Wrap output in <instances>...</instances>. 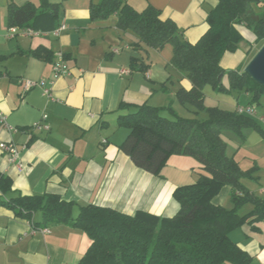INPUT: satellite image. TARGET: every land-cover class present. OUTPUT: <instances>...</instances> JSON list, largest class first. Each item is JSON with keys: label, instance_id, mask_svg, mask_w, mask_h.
I'll return each instance as SVG.
<instances>
[{"label": "crops", "instance_id": "obj_1", "mask_svg": "<svg viewBox=\"0 0 264 264\" xmlns=\"http://www.w3.org/2000/svg\"><path fill=\"white\" fill-rule=\"evenodd\" d=\"M11 1H32L43 4V8L58 3L55 16L42 15L37 21L39 27L49 31L26 35L22 27L15 26L16 31L8 38L7 4ZM98 1L0 0V112L12 127L0 128V172L10 177L17 192L58 194L76 203L74 212L78 205L94 203L128 214L147 210L170 216L179 207L173 190L194 183L203 172L201 164L192 156L173 154L158 175L137 167L119 147L128 131L117 123L119 114L133 111L135 106H118L120 101L154 106L170 102L177 114L184 110L193 116L175 97L177 88H189L190 81L170 64V45L160 50H134L136 37L118 29L115 13L92 19L90 3ZM124 1L137 11L148 4L159 9L163 18H170L182 30L184 39L194 42L205 31L207 12L218 0ZM253 8L257 15L263 14L264 0ZM60 23L66 25L65 29L52 34ZM236 29L243 40L234 52L221 56L224 69L243 70L256 46L249 28L238 24ZM58 51L63 53L68 71L53 79L51 96L38 86L24 91L23 78L43 79L49 84ZM132 55L148 64L145 72L131 68ZM236 92L240 100L221 99L215 105L230 110L252 106L254 112L247 115L264 129V95L259 103H251V93ZM204 102L214 106L205 98ZM43 113L47 114L49 128L32 129L33 124L42 121ZM249 129L243 128L240 136L226 128L222 137L228 156L238 164L245 161V167L239 164L242 169L255 168L257 179L245 178L243 183L254 193L264 195V138L253 129L260 137L251 143ZM10 142L19 151L14 159L1 149L2 143ZM229 193L230 186L223 185L212 201L229 207ZM243 207L242 213L251 209L250 204ZM33 218L40 220L41 213L35 212ZM256 225L258 229L249 225L235 228L229 236L252 256L249 264H264V221ZM90 242L80 228L64 223L33 228L29 220L0 206V264H77Z\"/></svg>", "mask_w": 264, "mask_h": 264}, {"label": "trees", "instance_id": "obj_2", "mask_svg": "<svg viewBox=\"0 0 264 264\" xmlns=\"http://www.w3.org/2000/svg\"><path fill=\"white\" fill-rule=\"evenodd\" d=\"M262 0H218L206 15L207 27L194 42L183 38L182 30L170 18L150 4L135 10L124 0H99L90 3L92 19L117 15L116 25L122 32L136 37L134 50L172 47L170 64L190 81V87H178L176 100L192 113L203 111L205 119L184 117L170 105L154 106L146 102L120 101L119 107L135 106L119 114L117 123L127 129L120 149L139 168L158 175L173 154L189 155L203 172L191 184L175 187L173 197L179 204L170 216H159L147 210L133 214L109 206L87 203L78 205L58 194L24 195L12 187L9 176L0 172V206L13 210L16 216L30 221L33 228L64 223L84 230L91 239L77 264H249L252 256L229 232L243 225L258 229L264 221V195L251 191L243 179L256 180L255 168L242 169L227 155L222 130L229 128L243 136V128H252L264 138L263 127L250 115L219 106H206L204 87L217 92L251 93L249 102L259 103L264 85L239 69L225 70L220 58L234 52L243 40L236 25L243 24L255 35V48L248 61L264 44V13L257 15L253 5ZM58 3L36 5L7 4L9 26L44 30L37 22L42 15L55 16ZM47 28V27H45ZM1 57V55H0ZM132 69L145 72L148 64L130 56ZM226 74L228 83L223 77ZM223 185L230 186V206L216 204L212 198ZM245 204L251 209L242 213ZM41 213L34 220L35 212Z\"/></svg>", "mask_w": 264, "mask_h": 264}, {"label": "built area", "instance_id": "obj_3", "mask_svg": "<svg viewBox=\"0 0 264 264\" xmlns=\"http://www.w3.org/2000/svg\"><path fill=\"white\" fill-rule=\"evenodd\" d=\"M66 25L64 23H60L55 29H53L52 34L58 35L60 31L64 30ZM22 32L26 35H33L38 33L39 31L34 30L29 27H23ZM16 31L15 26H10L9 33L7 35L8 38H11L13 36V33ZM52 71V80L49 82V84L43 80H34L29 78H23L21 79L22 88L24 91H28L31 88H34L36 86L40 87L43 91V93L46 96H51V84L53 83V79L62 75L63 73L68 71V65L64 59L62 52H57L55 54V58L52 62L51 66ZM239 113L244 114H252L254 112V109L252 106H237L235 109ZM47 114H42V121L36 122L31 126L32 129L43 127L45 129L49 128V124L46 122ZM0 128H6L8 130H11L12 127L8 125L5 116L0 112ZM2 151L6 152L12 159H14L18 155V149L13 143H2L1 145Z\"/></svg>", "mask_w": 264, "mask_h": 264}, {"label": "rangeland", "instance_id": "obj_4", "mask_svg": "<svg viewBox=\"0 0 264 264\" xmlns=\"http://www.w3.org/2000/svg\"><path fill=\"white\" fill-rule=\"evenodd\" d=\"M226 71L227 70H229V69H225ZM223 81H224V83H226L227 84V76H226V74L224 75V77H223ZM204 93H205V101L207 102V103H210V104H214L215 105V103H218L219 104V101L221 100V99H224V100H226V101H231V100H233V101H236V99L238 98V92H236V91H231V93L229 94V93H224V92H217V91H214V90H212L211 89V87L209 86V85H206L205 87H204ZM233 96V97H232ZM213 99H215L216 101H214ZM239 100L241 99L240 97L238 98ZM243 103H244V99L243 100H241ZM240 101V102H241ZM168 103V102H167ZM166 105H170L171 106V103L169 102L168 104H166ZM221 105V104H220ZM223 105V104H222ZM173 108V107H172ZM259 109H261V107L259 106ZM182 111V114H180L181 116H184V117H193V116H196V117H199V118H201V119H205L206 117H207V114L205 113V112H202V111H200V112H198V114L196 115V114H194L193 116L192 115H190V114H187L184 110H181ZM188 115V116H187ZM250 131H249V134H248V139L250 140V142L251 143H253L254 142V139L255 138H259L260 137V135L256 132V131H254L253 129H249ZM227 132H229V133H232L230 130H225V133H227ZM249 152H251V150H249ZM250 155V154H249ZM242 167H245V164H246V162L245 161H243V160H241V162L239 163ZM244 208V207H243ZM243 208L241 209V212L243 211ZM227 264H229V263H227Z\"/></svg>", "mask_w": 264, "mask_h": 264}, {"label": "water", "instance_id": "obj_5", "mask_svg": "<svg viewBox=\"0 0 264 264\" xmlns=\"http://www.w3.org/2000/svg\"><path fill=\"white\" fill-rule=\"evenodd\" d=\"M243 71L253 80L264 85V44L256 51L247 62Z\"/></svg>", "mask_w": 264, "mask_h": 264}]
</instances>
